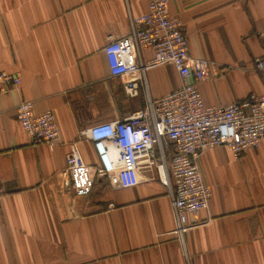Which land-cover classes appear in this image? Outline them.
<instances>
[{
	"label": "crops",
	"instance_id": "0c3cea01",
	"mask_svg": "<svg viewBox=\"0 0 264 264\" xmlns=\"http://www.w3.org/2000/svg\"><path fill=\"white\" fill-rule=\"evenodd\" d=\"M188 55L212 63L197 84L206 105H226L264 90V0H169ZM147 0H0V72L20 83L0 95V264H264V138L238 158L222 146L197 159L210 187L207 209L188 213L181 242L171 197L153 166L139 182L98 181L76 196L66 185V155L96 162L81 133L143 109L182 83L164 64L128 95L109 73L105 44L130 31ZM149 59L151 49H143ZM54 112L61 140L33 143L16 118L20 101Z\"/></svg>",
	"mask_w": 264,
	"mask_h": 264
},
{
	"label": "built area",
	"instance_id": "2783aa9c",
	"mask_svg": "<svg viewBox=\"0 0 264 264\" xmlns=\"http://www.w3.org/2000/svg\"><path fill=\"white\" fill-rule=\"evenodd\" d=\"M169 0H147L146 11L131 18L127 35L104 46L109 73L123 82L124 91L138 93V81L146 85L148 69L170 64L182 80L179 87L145 108L122 119L94 124L81 131L91 142L94 164L85 163L76 149L66 155L68 181L76 196L89 195L98 181L113 188L135 186L138 169L153 166L168 189L174 218L173 232L183 242L192 226L188 213L207 209L210 187L203 181L198 157L208 148L222 146L238 158L258 147L264 138V90L250 93L226 105H206L197 84L207 78L212 63L188 55V41L178 17L169 13ZM143 49L152 55L144 59ZM264 70V57L254 59ZM20 83L17 72H0V95ZM16 118L33 143L54 147L61 140L54 112L33 110L31 101H20Z\"/></svg>",
	"mask_w": 264,
	"mask_h": 264
}]
</instances>
